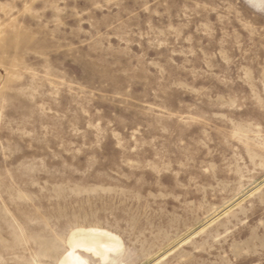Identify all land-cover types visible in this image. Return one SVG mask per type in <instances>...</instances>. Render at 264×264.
<instances>
[{
    "label": "rangeland",
    "instance_id": "1",
    "mask_svg": "<svg viewBox=\"0 0 264 264\" xmlns=\"http://www.w3.org/2000/svg\"><path fill=\"white\" fill-rule=\"evenodd\" d=\"M79 226L123 243L89 264H264V0H0V264Z\"/></svg>",
    "mask_w": 264,
    "mask_h": 264
},
{
    "label": "bare ground",
    "instance_id": "2",
    "mask_svg": "<svg viewBox=\"0 0 264 264\" xmlns=\"http://www.w3.org/2000/svg\"><path fill=\"white\" fill-rule=\"evenodd\" d=\"M67 243L69 248L59 257L57 264H89L81 251L99 257L102 261L111 260L110 252L115 254L123 246L116 233L98 226L74 227L67 235Z\"/></svg>",
    "mask_w": 264,
    "mask_h": 264
}]
</instances>
